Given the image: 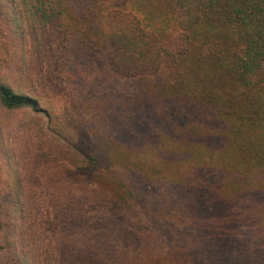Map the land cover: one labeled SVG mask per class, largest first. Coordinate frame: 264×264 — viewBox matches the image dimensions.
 I'll list each match as a JSON object with an SVG mask.
<instances>
[{"label": "trees", "instance_id": "16d2710c", "mask_svg": "<svg viewBox=\"0 0 264 264\" xmlns=\"http://www.w3.org/2000/svg\"><path fill=\"white\" fill-rule=\"evenodd\" d=\"M5 1L0 109L45 127L12 136L0 115L3 264H56L38 184L55 149L114 184L145 230L143 264H264V0H158L171 11L157 24L132 0ZM90 37L103 71L85 82Z\"/></svg>", "mask_w": 264, "mask_h": 264}, {"label": "rangeland", "instance_id": "374dc122", "mask_svg": "<svg viewBox=\"0 0 264 264\" xmlns=\"http://www.w3.org/2000/svg\"><path fill=\"white\" fill-rule=\"evenodd\" d=\"M131 3L142 13L141 19L145 18L146 22L153 24H157L155 22L162 14L171 11V8H166L158 0H132ZM132 4L130 6L133 7ZM10 6L5 0H0V24L2 18L5 17V7ZM130 6L129 11L134 10ZM88 45L87 50H80L85 70L88 75L91 74L85 82L92 78L93 74H101L103 71L100 63L102 52L100 43L90 37ZM13 67L9 68L6 61L0 62L1 71L9 77L13 75L10 72ZM48 93H50L49 89ZM48 93L45 92L43 97L55 100L53 95ZM83 105L85 106V102ZM81 109L83 113L85 108ZM0 115L13 126V129L15 128L16 132L12 136L22 130L25 131L21 134L22 136L26 135V131H31L37 136L35 129L38 126L45 127L39 115L33 116L23 111L6 112L2 109H0ZM50 136L53 138V135L47 132L45 137ZM91 143L96 144L94 140ZM214 152L216 151L211 153ZM202 153H204L203 147L199 155L206 159L199 160L195 156L196 170L200 166L210 164L204 163L210 154L206 152L209 155H202ZM49 155L51 156L50 161H47L45 169H41L38 174L40 179L38 184L42 191L46 192L47 197L45 198L52 208L53 220L49 228L53 239L55 263L143 264L144 256L147 254V247L144 243L145 230L140 226L142 224L140 219L117 199L114 184L100 178L97 171L91 175L75 170L65 163L64 155L60 154L59 149L50 151ZM204 173L205 171L200 169L198 178L206 179ZM137 179L144 194L146 192L155 193L151 185L143 182V178L137 176ZM155 242L161 249V242L157 239ZM165 251H169V248L165 247ZM4 262H6L4 257L0 255V264Z\"/></svg>", "mask_w": 264, "mask_h": 264}]
</instances>
